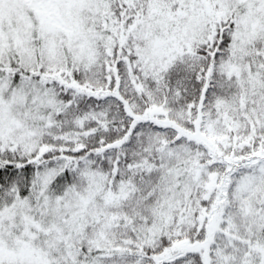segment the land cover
Returning a JSON list of instances; mask_svg holds the SVG:
<instances>
[{
    "label": "snow or ice",
    "instance_id": "snow-or-ice-1",
    "mask_svg": "<svg viewBox=\"0 0 264 264\" xmlns=\"http://www.w3.org/2000/svg\"><path fill=\"white\" fill-rule=\"evenodd\" d=\"M0 264H264V0H0Z\"/></svg>",
    "mask_w": 264,
    "mask_h": 264
}]
</instances>
